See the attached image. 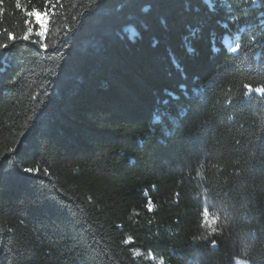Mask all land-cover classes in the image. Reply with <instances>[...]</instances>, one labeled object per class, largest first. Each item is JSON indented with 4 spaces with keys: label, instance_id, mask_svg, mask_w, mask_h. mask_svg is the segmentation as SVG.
I'll return each instance as SVG.
<instances>
[{
    "label": "trees",
    "instance_id": "1",
    "mask_svg": "<svg viewBox=\"0 0 264 264\" xmlns=\"http://www.w3.org/2000/svg\"><path fill=\"white\" fill-rule=\"evenodd\" d=\"M53 5L0 0V264H264V0Z\"/></svg>",
    "mask_w": 264,
    "mask_h": 264
},
{
    "label": "snow or ice",
    "instance_id": "2",
    "mask_svg": "<svg viewBox=\"0 0 264 264\" xmlns=\"http://www.w3.org/2000/svg\"><path fill=\"white\" fill-rule=\"evenodd\" d=\"M50 2H51V0H45L46 7H45L44 11H40L39 9H33L31 11H27V13H26V15L29 17V20L26 21V23H29V24L34 23V24L39 25V31L37 33V35H39V36H44L48 31V18H49V15L52 12H54V8H55V5H53L51 8L47 7V4ZM28 31L31 32L32 29L29 28ZM24 38L28 39V36L26 35ZM9 39H14L13 34L9 33ZM234 51H235V49H234ZM256 91L264 92V90H262V89H257ZM24 171L25 172H31L33 170L25 168Z\"/></svg>",
    "mask_w": 264,
    "mask_h": 264
},
{
    "label": "rangeland",
    "instance_id": "3",
    "mask_svg": "<svg viewBox=\"0 0 264 264\" xmlns=\"http://www.w3.org/2000/svg\"><path fill=\"white\" fill-rule=\"evenodd\" d=\"M223 42L225 43L226 48H227L228 51L231 52V51L234 50V48H233V46H232L230 40H229L227 37L224 38ZM235 264H248V263H245V262H243V261L237 260V261L235 262Z\"/></svg>",
    "mask_w": 264,
    "mask_h": 264
}]
</instances>
